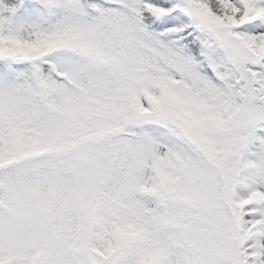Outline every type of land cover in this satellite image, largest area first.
<instances>
[{
    "label": "snow or ice",
    "instance_id": "obj_1",
    "mask_svg": "<svg viewBox=\"0 0 264 264\" xmlns=\"http://www.w3.org/2000/svg\"><path fill=\"white\" fill-rule=\"evenodd\" d=\"M0 264H264V0H0Z\"/></svg>",
    "mask_w": 264,
    "mask_h": 264
}]
</instances>
